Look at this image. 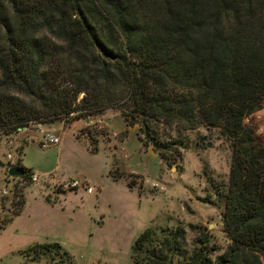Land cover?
I'll return each instance as SVG.
<instances>
[{
	"label": "trees",
	"instance_id": "16d2710c",
	"mask_svg": "<svg viewBox=\"0 0 264 264\" xmlns=\"http://www.w3.org/2000/svg\"><path fill=\"white\" fill-rule=\"evenodd\" d=\"M263 103L264 0H0V133L117 109L168 166L182 148L171 128L217 129L230 143L223 252L186 254L181 228L147 227L129 264H264V136L243 122ZM23 253L73 264L57 242Z\"/></svg>",
	"mask_w": 264,
	"mask_h": 264
},
{
	"label": "rangeland",
	"instance_id": "374dc122",
	"mask_svg": "<svg viewBox=\"0 0 264 264\" xmlns=\"http://www.w3.org/2000/svg\"><path fill=\"white\" fill-rule=\"evenodd\" d=\"M85 119L54 122L62 127L58 142L44 148L39 147L40 134L53 130L37 132L30 124L0 133V221L10 217L0 229V264H52L57 255L24 257L28 246L43 242L59 243L73 264H129L130 245L147 227L181 228L186 254L202 247L213 260L223 252L229 240L222 232L220 216L231 149L217 129H169L181 142L180 159L168 166L151 149L159 163L150 166L135 148L141 142L138 124H127L117 109ZM243 122L255 136L263 137L264 103ZM112 158L107 175L121 172L120 178L132 181L129 189L139 195L128 192L122 181L106 178L103 163ZM17 162L28 169L29 180L7 174L9 167L17 168ZM129 168L142 176L125 172ZM76 170L93 176L99 186L84 181L90 193L84 188H62L60 183L71 180ZM20 194L24 204L17 215H11Z\"/></svg>",
	"mask_w": 264,
	"mask_h": 264
},
{
	"label": "crops",
	"instance_id": "0c3cea01",
	"mask_svg": "<svg viewBox=\"0 0 264 264\" xmlns=\"http://www.w3.org/2000/svg\"><path fill=\"white\" fill-rule=\"evenodd\" d=\"M79 120H74L73 122H78ZM34 127H35V131H41L42 129H50V130H53L54 131V134L58 136L59 138V135H60V132H61V129L62 127L56 123H50V124H34ZM131 131H134L132 129H130ZM128 132V130H126V133ZM135 148L136 150L138 151L139 155H142L143 157L146 158V160L149 161L150 163V166L151 164H156V163H159V160L157 158V156L155 155V153L151 150V148L147 147L145 148L143 145H141V142H137V144H135ZM59 154V152H58ZM22 158V157H21ZM20 162L22 163V159L20 160ZM113 163V158L112 159H107L104 163H103V167H102V171L104 172V174H106V178L109 179V180H113L111 179L108 175H107V172L109 170V168L111 167ZM149 166V167H150ZM125 172L127 173H130V174H134V175H139V176H142V173L136 169H124ZM75 178H78V179H81L83 181H89V182H95V184L97 185L98 182L97 180L94 181L93 179V176L90 178L88 176V174L86 172H83L82 170H76L74 171L73 175L69 176L68 179H75ZM115 181H122L124 186L126 187L127 191L130 192V193H136L137 195H139L135 190L133 189H129L126 185V182L123 178H118L116 179ZM153 179L150 181L149 185L152 183ZM143 182L144 183H147L146 182V179L143 178ZM99 186V185H97ZM100 193V191H99ZM101 195V193H100ZM141 195V194H140ZM100 197V196H99ZM46 204V203H45ZM48 207H52L54 204H46ZM61 211L63 210L62 207L59 208Z\"/></svg>",
	"mask_w": 264,
	"mask_h": 264
},
{
	"label": "built area",
	"instance_id": "2783aa9c",
	"mask_svg": "<svg viewBox=\"0 0 264 264\" xmlns=\"http://www.w3.org/2000/svg\"><path fill=\"white\" fill-rule=\"evenodd\" d=\"M39 147L44 148L48 145H54L57 144L58 142V136L55 135L54 133L44 131L41 132L40 137H39ZM33 180H36V176L34 175ZM60 186L65 189H70V190H77L79 188H84V190L87 193H90L92 191L91 187L87 185L83 180L79 182L77 179H71L65 182L60 183Z\"/></svg>",
	"mask_w": 264,
	"mask_h": 264
},
{
	"label": "water",
	"instance_id": "95a60500",
	"mask_svg": "<svg viewBox=\"0 0 264 264\" xmlns=\"http://www.w3.org/2000/svg\"><path fill=\"white\" fill-rule=\"evenodd\" d=\"M85 121H87V119H85ZM7 174L10 176H21L23 173L20 169L15 168V167H9L7 170Z\"/></svg>",
	"mask_w": 264,
	"mask_h": 264
}]
</instances>
